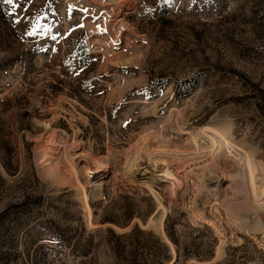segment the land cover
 <instances>
[{
    "label": "rangeland",
    "instance_id": "374dc122",
    "mask_svg": "<svg viewBox=\"0 0 264 264\" xmlns=\"http://www.w3.org/2000/svg\"><path fill=\"white\" fill-rule=\"evenodd\" d=\"M159 263L264 264V0H0V264Z\"/></svg>",
    "mask_w": 264,
    "mask_h": 264
},
{
    "label": "trees",
    "instance_id": "16d2710c",
    "mask_svg": "<svg viewBox=\"0 0 264 264\" xmlns=\"http://www.w3.org/2000/svg\"><path fill=\"white\" fill-rule=\"evenodd\" d=\"M134 230H135V229H134ZM134 230H133V231H134ZM133 231L130 232V233H127V234H125V235H123V236L116 235V237H117L118 240H119L120 238H122V237H130V235H132ZM136 231H138L139 233H143V232H144V231H142L141 229H137V228H136ZM115 234H116V233H115ZM156 239H157L156 241L159 243V245L162 246V247H164L165 250H166V246L164 245L163 242L160 241L159 237H157ZM171 239H172V241H174L173 237H171ZM116 248H117V249L119 248V244L116 245ZM159 264H161V263H159Z\"/></svg>",
    "mask_w": 264,
    "mask_h": 264
},
{
    "label": "snow or ice",
    "instance_id": "6c2138e0",
    "mask_svg": "<svg viewBox=\"0 0 264 264\" xmlns=\"http://www.w3.org/2000/svg\"><path fill=\"white\" fill-rule=\"evenodd\" d=\"M4 2L7 3V4H13L14 0H4ZM17 22H19V21H17Z\"/></svg>",
    "mask_w": 264,
    "mask_h": 264
}]
</instances>
